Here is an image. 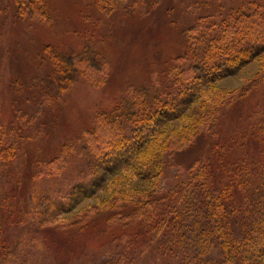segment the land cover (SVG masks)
I'll list each match as a JSON object with an SVG mask.
<instances>
[{"label":"rangeland","instance_id":"1","mask_svg":"<svg viewBox=\"0 0 264 264\" xmlns=\"http://www.w3.org/2000/svg\"><path fill=\"white\" fill-rule=\"evenodd\" d=\"M44 1L46 17L40 20L21 14L15 0H0V123L7 124L11 138L6 140L16 142L12 157L4 155L0 163V228L5 236L0 253L26 246L33 256L41 257V264H94L110 256L125 264H180L185 250L179 252L178 245H185L184 241L173 244L162 238L154 242L150 230H138L136 221L117 232L101 233L91 226L81 231L78 224L81 221L82 227L84 219L78 214L109 195L106 186L116 172L126 174L122 184L130 191L161 193L181 173L190 172L195 162L205 160L212 162L205 174L214 186L230 188L227 207L239 221L242 207L250 208L246 189L258 180L264 194V134L254 119L257 108L264 106V80L259 75L263 46L256 44L240 64L220 68L216 84L242 96L211 133L164 156L169 158L159 176L162 182L156 170V177L146 175L147 170L133 176L127 159L95 156L79 136L91 126L96 109L110 111L121 98V107L127 106L123 112L134 114L137 110L126 97L129 89L146 93L149 110L171 99L175 108L159 116L162 126L170 130L198 110L202 99L183 93L181 80L169 75L170 65L182 58L183 66L196 67L198 61L188 55L184 32L202 16L223 20L237 12L244 0ZM54 53L69 61L75 55L85 58L97 68L107 64L106 82L97 86L73 76L72 83L57 95L51 89ZM60 151H65V157L57 170L47 162ZM239 158L252 159L256 162L253 174L259 172L232 173L222 167ZM254 194L257 200L258 192ZM167 198L157 199L162 200L160 207L167 206ZM188 205L196 210L191 199L184 201L183 208ZM240 227L237 222L236 228ZM222 252L218 249L216 254L220 261Z\"/></svg>","mask_w":264,"mask_h":264},{"label":"trees","instance_id":"2","mask_svg":"<svg viewBox=\"0 0 264 264\" xmlns=\"http://www.w3.org/2000/svg\"><path fill=\"white\" fill-rule=\"evenodd\" d=\"M15 1L21 14L40 20L46 17L44 0ZM113 2L114 0L99 1L101 4ZM238 9L219 22L202 16L198 23L184 32L188 55L198 61L196 67L183 66L182 58L174 59L170 65L169 75L181 80L179 83L184 84L183 93L187 92V96L195 97L198 101L202 99L198 110L184 116L183 121L170 130L162 126L159 116L163 110L166 112L170 107L175 108L172 100L155 108L150 107L149 110L146 99L144 100L146 93L129 89L126 97L130 100L129 105L137 111L131 116L123 112L127 108L121 107L124 104L123 98L110 111L96 109L91 126L83 129L79 136L80 143L95 156L105 158L117 155L127 159L132 163L129 169L133 176L147 170L146 175L156 177V170L157 179L162 182V176H159L163 175L162 168L166 169L169 158L164 156L188 148L206 132L211 133L218 120L228 112L230 105L242 96L239 91L221 90L216 84L220 68L227 64H240L253 53L256 44H261L264 50V0H244ZM47 50L54 52L50 46ZM52 59L51 89L57 95L72 83L73 76L85 78L97 86L104 85L107 80V64L97 68L85 58L75 55L69 61L56 53ZM198 67H201L200 72ZM259 75L260 81L264 80V55L261 57ZM0 114L3 113L0 111ZM254 119L259 132L264 134V106L257 108ZM6 126L7 124L0 123V163L5 158L4 155L12 157L15 152L16 142L13 139L6 140L11 138L6 132ZM64 153L65 151H60L47 164L60 170ZM209 163L205 160L195 162L189 168L190 172L186 170L181 173L173 184L163 190L165 192L152 194L126 189L122 184L126 174L123 176L114 173L105 190L109 195L78 214L80 219H84L82 227L81 221L78 224L81 231L86 226H91L101 233L117 232L120 227L125 229L132 221H136L138 230L143 227L150 230L154 242L162 238L172 240L173 244L184 241L185 245H178L179 252L185 250L180 264H264V194L260 193L262 182L256 180L246 189L250 208L242 207L244 213L240 220H234L229 213L232 208L228 209L226 203L230 188L227 185L221 188L214 186L205 174ZM255 164L252 159L247 162L244 158H239L234 164H222V167H228L232 173L244 171L246 174H253L255 168L252 166ZM197 165V169H194ZM259 165L262 168L264 164L259 162ZM256 191L257 200L254 194ZM161 197H168V204L164 208L159 205L162 200L157 201ZM187 199H191L196 210L190 209V205L187 209L183 208ZM237 222L238 226L241 225L240 229L236 228ZM125 233L126 230L123 231ZM3 235L0 228V245L1 239L5 238ZM37 244L42 247L40 242ZM217 245L218 248H215ZM161 246L164 248L163 243ZM193 249L200 253V257L197 253H192ZM218 249L223 250V261L216 255ZM12 251L6 249L0 253V264H41L43 261L41 257L33 256L26 246L20 251ZM94 264L125 263L110 256Z\"/></svg>","mask_w":264,"mask_h":264}]
</instances>
